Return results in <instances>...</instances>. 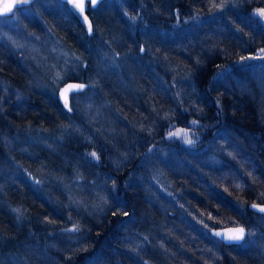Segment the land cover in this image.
<instances>
[{"label": "trees", "instance_id": "16d2710c", "mask_svg": "<svg viewBox=\"0 0 264 264\" xmlns=\"http://www.w3.org/2000/svg\"><path fill=\"white\" fill-rule=\"evenodd\" d=\"M107 1L111 0H104L101 4H115L116 7L124 8V17H133L134 28L138 27L131 35L134 42L136 40L133 45L125 50H114L121 52L120 58H129L130 65L134 66L131 72L136 69V73L145 77L147 83L144 85L145 94L142 98L147 100L143 103L148 105L142 109L147 112L151 102L157 103L160 108V111L152 112L154 118L149 128L154 127V130L149 132L146 128V132H137L140 137L139 144L130 145L124 148L123 152H117L118 159L126 158L125 165L122 166L124 171L119 169L117 174L112 167L106 163L103 165L100 160L103 170L110 171L109 176L117 181V186L126 183L125 193L112 197L107 210H102L105 215L99 221L79 215L83 213L76 212L72 204L67 202L63 188L59 185H48L50 176L47 163L52 162L53 158L61 160L63 150L71 149L76 150L80 158L70 160L74 165L90 167L89 148H86V152L80 150L75 140L67 137L66 131L60 136L59 129H51L47 124L49 117L57 120L64 114H71L72 108H67L65 112L59 98L65 83L73 79L83 83L88 79L89 84L94 85L96 80L94 77L89 78L90 76L81 79L75 73L67 72L70 77L66 76L56 87L50 85V93L54 94L51 97L45 96L48 90L42 92L44 96L29 93V99L23 105V112L12 107L14 101L2 100L3 93L7 92L9 96L10 86L22 89V95L28 92L23 91L22 87L9 84V70L24 74L18 66V61L8 54L9 49L7 57V48L0 43V167L3 168L5 160L8 161L6 177L0 181L4 192L0 191V262L264 264V214L252 207L253 204L264 205V108L259 96L263 89L262 79L264 81L261 75V71L264 72V53L261 51L264 49V28L252 16L255 9L264 8V0H215L216 4L225 3L223 9L214 7L213 0ZM61 3L66 4L63 1ZM101 4L97 6L100 7L95 16L92 13L95 7H90L89 10L95 24L102 21L105 23V20L101 21L100 18L106 12L112 11L109 6L101 7ZM67 10L70 12L75 35L78 37L83 34V43L89 45L95 35H89L72 10ZM128 11H131L132 15H127ZM100 14L102 16H97ZM117 16L121 18L119 14ZM122 22L123 20H120L118 24ZM105 25L107 28L111 26L107 22ZM154 28L159 29L162 38L169 44L167 48L161 47L158 42H148V39L144 38V32ZM109 36L110 34L105 37ZM101 40H104V37ZM140 42L146 49L143 54L137 53ZM81 48L84 49L85 46H81L80 51ZM21 51L17 54L22 55ZM157 52L162 53L161 58H155ZM160 60H164L163 63ZM121 72L125 82L133 86L136 93L137 85L133 74L128 71ZM72 94L73 92L70 94L71 100ZM112 94L116 95V91L113 90ZM99 95L97 97L102 100H110L109 95V98L104 97L102 91ZM9 99H12V96ZM58 101L60 111L54 113L52 107H56ZM131 104L135 107V101ZM37 107L44 108V111H38L36 114ZM117 108L121 111L120 107ZM33 111L35 115L29 117V113ZM5 116L8 117L6 122ZM11 120L17 123L19 128L12 129ZM123 120L128 124L132 119L128 117ZM193 121L196 123H192ZM57 125L61 129L62 124ZM36 127H41V131L35 130ZM86 128L90 133L94 132L93 128ZM181 131L185 134L184 140L177 139L175 135L170 136V133ZM42 133H46L51 139L59 137V142L62 141L63 145L56 146L58 155L46 149L41 151L35 145L29 148L31 152H35L32 160L26 157L25 152H22L21 156L19 152L14 153V157L8 154L14 148L10 144L14 136L21 134L33 138L40 134L42 136ZM5 136L10 138L8 143L11 147L7 146ZM97 137L100 136L94 134L95 141L99 142ZM189 139L193 141V147L187 143ZM52 143L56 144L54 141ZM99 144L102 147L104 143L100 141ZM175 148L189 150L196 156L210 155L215 173L219 177L214 180L204 177L202 172L201 175L196 173V185L186 177L182 187L171 190V195L163 197L168 200L163 204L179 205L174 207L175 213L170 215L167 211L160 219L162 222L155 221L157 224L149 228L147 218L137 212V200H133L137 195L142 201L144 195L150 198L153 196L140 189L136 176L140 173L150 174L149 168L144 167V162L149 164L150 160L158 158L162 151H172ZM110 151L113 153V149ZM25 167L32 168L33 174L43 173L42 177L38 174L39 179L41 177L45 182L41 188H38V183L37 186L31 187L23 177ZM13 169L16 172H13ZM13 177H16V184L11 183ZM77 178L83 180L82 177ZM135 182L136 184H133ZM107 189L110 190V185H107ZM29 191H37L42 200L41 206L47 209L41 213L34 210L29 200L34 203L36 198L30 199ZM145 205L144 203L142 208ZM180 205H184V208ZM186 207L191 213L187 210L185 216L190 218L197 213L192 221L199 218V224L189 223L186 221L187 217L180 219L184 214H181V211H186ZM130 209H133L139 218L142 217L140 219L143 223L128 225L133 218L127 217V221L122 212L129 213ZM19 210L22 212L19 213ZM206 223L208 226L204 227ZM230 225L245 227L246 236L241 243L227 244L219 240L212 231ZM73 228L77 231H71ZM136 236L142 238L139 248L129 244V239L133 240ZM249 243L254 244L252 252Z\"/></svg>", "mask_w": 264, "mask_h": 264}, {"label": "rangeland", "instance_id": "374dc122", "mask_svg": "<svg viewBox=\"0 0 264 264\" xmlns=\"http://www.w3.org/2000/svg\"><path fill=\"white\" fill-rule=\"evenodd\" d=\"M112 1L116 0L107 2ZM63 4L57 0H36L32 4L25 6L24 11H20L19 9L16 10L11 19L6 17L0 22V43L4 45V48H7L6 51L4 50L7 57L11 55L15 58V61H18V66H20L24 74L22 75L16 71L9 70L7 80L9 84L15 87H22L24 88L23 91L26 90V92H28V94L22 95V89L10 86L11 88L8 87L10 88L9 96L7 92L3 93L4 98H2V100L14 101L12 107H15L18 110H23L24 112L25 108H23V105L27 103L29 93L32 92L36 95L44 96L42 92H47V86L52 85L56 87L58 82L60 83L61 80L65 78L62 76L64 72L75 73L76 76L81 79H83L84 76H90L89 78L94 77L96 80L94 85L89 84L88 79H85L82 84H88L86 88L90 87V90L87 91L84 87L82 90H76L73 92L72 100L70 102V107L72 108L71 114H64L62 118L57 119L58 122L54 118L49 117L50 123L48 122L47 124L51 129H59L60 136L63 131H66L67 137H70L69 139L72 141L75 140L79 149L81 148L80 150L86 152V148L88 147V152L90 153L88 160H91V166L89 167L87 165L86 167H79L77 164L74 165L70 160H75L76 157L79 158V154L76 150L64 149L61 160L53 158V163H47V170L50 176V183H48L49 186L59 185V187L63 188L66 192L67 202L72 204L76 212L83 213L79 215L87 216V219L91 217L99 221V219L105 215V212H102V210H107L112 197H119L120 193H125L124 189H126V186H124L126 183L117 186V181L109 176L110 171L105 172L103 170V165L106 163L107 166L109 165L112 167L117 174L120 172L119 169L124 171L122 166L125 165L124 162L126 161V158L122 157L118 159V153L123 152L124 148H127L130 145L136 146L139 144L140 137L137 136L139 135L137 132H146V128L149 132L150 130H154V127L153 129L152 127L149 128V126L152 125L151 122L154 118L152 112H158L160 111V108L157 103L151 104V102L147 112L145 109H142L148 105L143 103V101L146 102L147 100L145 101L142 98L145 94L144 85L147 83L145 82V77L136 73V69L133 71L134 73L131 72V69H133L134 66L130 65L129 58L127 56L120 58L121 52L118 51V53L115 51L119 48L125 50L136 42V40L134 42V38L131 36L133 33L130 29L124 28L123 31H121L120 28L117 27L118 23H120L117 16L118 13L112 10L109 13L106 12L105 15L100 18L101 21L104 19L105 23L107 22L108 25H111L109 28L110 32L106 33V35L110 34V36L108 38L105 37V35L104 40L106 43L110 42L112 44V47L115 49H113L114 52L112 53L108 49L109 47L106 43H104L105 41L101 39L98 41L96 36L92 37L89 47L82 41L85 39L83 34H81V36L78 35V37L76 36L71 26L70 12L66 9L68 7L66 4ZM103 6L110 5H102L101 7ZM126 6L128 7L129 4ZM99 7H95L92 10L94 16L98 13L96 10H98ZM118 10L123 14L124 8H118ZM103 13L104 12H102V14ZM102 14L97 16L100 17ZM129 14L132 15L131 11H128L127 15ZM124 18L134 22L133 17L127 16ZM137 29L138 27H135V31ZM143 36L145 39H148V42L150 40L151 42H158L163 48H167L169 45L164 41V38H162L158 28L144 32ZM97 45L99 46L97 47ZM81 46H85V48H81L80 51L79 49ZM8 49L12 54L8 52ZM13 51H15L14 55ZM20 51L22 52V55H18ZM137 51L138 54H143L146 51L142 42L138 44ZM158 57L161 58L162 53L157 52L155 58ZM166 60L169 62L168 59ZM160 61L163 63L164 60ZM121 71H128L133 74V80L137 85V94L133 89L134 87L125 82ZM87 72L90 73V75ZM261 75L264 78L263 71H261ZM79 81L81 82V80ZM262 87L263 89L260 91L261 93H259V96L264 108L263 79ZM64 90L65 89L60 93V96H63V99H65V95L62 94L64 93ZM113 90L116 91V95L112 94ZM100 91L103 92L104 97H108L109 95L110 100L100 99ZM71 93L72 91H68L66 93V98ZM96 94L99 95V97H97ZM51 95L54 94L49 91L45 96L51 97ZM11 96L12 99H9ZM132 101H135V107L131 104ZM117 106L121 108V111ZM52 108H54L52 110L54 113L60 111V108L58 107ZM63 110L67 112L65 107ZM63 110L62 112H64ZM35 111H37L36 114H38V111H44V108L37 107ZM34 113V111L30 112L29 117L35 115ZM128 117L132 120L127 124L123 119ZM4 118L6 122L8 117L5 116ZM54 121L58 124H62L61 129ZM87 126L93 128L94 132L90 133L86 128ZM11 127L15 130L19 128L17 123L13 122V120H11ZM40 128L41 127H36L35 130L41 131ZM21 134L18 137L14 136L16 138L13 137L11 140L10 144L14 148L13 150L11 149L12 151L8 154L12 157H14V153L16 154L19 152V155L21 156L23 154L22 152H25L26 157L32 160L35 157V152H31L29 148L34 147V145L41 151L46 149L52 154L54 153L58 155L59 152L56 150V146L63 145L62 141L59 142V137H53V139H51V137L46 136V133H42V136L41 134L39 136H34L33 138L28 135L22 136ZM94 134H98L101 137H97L100 139L98 140L99 142L95 141ZM183 136H185L184 132L177 139L184 140L185 138H183ZM5 138L7 140V146L9 147L10 144L8 141H10V138L7 136H5ZM53 141L56 144H53ZM100 141L104 143L102 145L103 148L100 144L98 145ZM183 146L186 147L184 144ZM193 146L194 145L191 144V147ZM111 149H113V153H111ZM92 153H95L98 158L93 157L91 155ZM100 160L103 161V165ZM7 163L8 161L5 160L3 168L0 167V181L4 180L6 177ZM55 163H58V165H55ZM144 167L149 168L150 174L145 173V175H141L140 173L141 177L140 175H137L136 177L138 179H136V182L139 184L138 186L141 190H145L146 194H152L153 198L144 195L143 200L146 201L144 202L137 195L133 201L135 202V200H137V204L135 203L137 206V212H139L142 217L145 216L147 218L150 225L149 228L153 227L154 224H157L155 221L162 219L164 213L167 214V211L170 215L175 213L174 207H178L179 205L169 206V203L163 204L164 202H168V200L163 197L164 195H171V190L182 187L181 185L186 177H189L194 185L197 183L196 173L201 175L202 172L204 177H209L214 180L219 177L218 174L216 175L215 173L216 169L214 168L210 155L205 154V156L202 157L196 156L189 150H179L178 148L172 149V151H162V154L160 153L158 158H152L149 164L144 162ZM19 169L21 170L20 167ZM25 169L26 171L22 174L28 183L31 184V187L39 184L38 188H41L43 183L45 184L41 178L43 173L38 172L41 176L39 179V175L36 172V174L32 173V168L29 169L28 167H25ZM13 172H16L15 169H13ZM18 173L21 174L20 171ZM77 177H82L83 180L80 181ZM136 182L133 184H136ZM11 183L16 184V177H13ZM107 185H110V190L107 189ZM18 189L19 187H17V190ZM0 191L3 192L1 183ZM29 195L30 199L36 198L34 203L29 200L33 204V207L35 208L34 210L40 211L41 213V211L47 209L46 207L43 208V206H41L42 200L39 198L40 195L37 191H29ZM66 196L64 197L66 198ZM189 197L191 196L189 195ZM22 201L25 202L24 199H22ZM144 203L146 205L142 208ZM19 205L20 204H18V206ZM180 206L184 208V205ZM261 207H264V205ZM185 209L186 211L184 209V211H181V214L183 212L184 214H182L180 219L187 217L185 214L189 208L186 207ZM21 212L22 211L19 210V213ZM119 213H121V211H119ZM122 213L126 216L125 218H133L132 221L129 222V226L132 224H141V222L143 223L142 219H140L142 217L139 218L138 215L133 212V209H130L129 213H125V211ZM188 213H191L190 210H188ZM260 213L264 214V212ZM193 215V217H187L186 221L189 223H198V221H200L198 220V217L197 220L192 221V218H195L197 213H194ZM160 222H162V220H160ZM203 226L206 227L208 225L206 223V225ZM136 231H138V229H136ZM141 239L142 238L136 236L133 240L129 239V244L132 246L135 245V248H139L142 244ZM253 245L254 244L249 243V249L252 247L250 249L251 252L254 247ZM25 249L26 248H24V250Z\"/></svg>", "mask_w": 264, "mask_h": 264}, {"label": "snow or ice", "instance_id": "6c2138e0", "mask_svg": "<svg viewBox=\"0 0 264 264\" xmlns=\"http://www.w3.org/2000/svg\"><path fill=\"white\" fill-rule=\"evenodd\" d=\"M65 3L72 5V11L78 12L79 14L84 13V0H64ZM32 3V0H0V22L3 21L4 17L11 19L9 14L13 13L14 9H19L20 11H24V6ZM88 3L91 5L95 4V0H88ZM213 6L219 9H223L225 7V3L216 4L215 0H213ZM253 18L260 24L262 28H264V8H257L252 13ZM84 20H87V17L84 16ZM89 31H91V24L89 23ZM264 52V49L261 50ZM85 85H68V87L64 90L63 95H65V104H67L66 93L71 90H82ZM192 123H196L193 121ZM181 132L170 133V136L175 135L180 137ZM187 143H193L192 140H187ZM93 157H96L95 153L91 154ZM98 158V157H96ZM253 208H257L260 212H264V207H260L256 204L252 205ZM71 231H77L76 228L71 229ZM215 236L220 237L223 242H227L228 244H239V242L243 241L246 236V230L242 226H238L235 228H230L223 232H215ZM2 264V262H0Z\"/></svg>", "mask_w": 264, "mask_h": 264}, {"label": "bare ground", "instance_id": "6f19581e", "mask_svg": "<svg viewBox=\"0 0 264 264\" xmlns=\"http://www.w3.org/2000/svg\"><path fill=\"white\" fill-rule=\"evenodd\" d=\"M57 1L62 2L63 0H57ZM114 5H115V4H112V5H110L108 8H110L111 10L116 11V12L119 14V16L121 17V18H118L119 21L123 19V22H122L121 24H118L117 27L120 28L121 31H123L124 28H125V29H130L131 32L133 33L134 30H135V28H134V23H133L131 20L124 18V17H123V14L118 10L119 7H116V6H114ZM65 8H66V7H65ZM66 9H67V8H66ZM76 18H77V17H76ZM90 19H91V17H90ZM77 20H78V18H77ZM78 21H79V23H81L83 29H84L89 35H91V34L93 33V34L96 36V39H98V40L102 39V38L106 35V33H109V32H110V29H109L110 26L107 28L106 25H105V23H104L103 21H102V22H99L98 24H95V23H93V19H92L91 33H89L88 30L85 29V27L83 26L81 20H78ZM103 42H104V41H103ZM104 43H106V41H105ZM82 45H83V43H82ZM106 45H107L111 50L114 49V48L112 47V44H111L110 42H107ZM88 47H89V45H88ZM95 59H96V57H95ZM62 76L66 77V76H69V75H68V73H67V71H66V72H64V73L62 74ZM69 77H70V76H69ZM72 83H78V84H72ZM79 84L82 85L83 83L73 79L72 81H69V82L65 83V86L62 87V88H63V89H66V88L68 87V85H79ZM84 85H85V84H84ZM86 86H88V84L85 85V88H86ZM51 89H52L51 86H50V87L47 86V90H48V91H51ZM90 89H91L90 87H87V88H86L87 91L90 90ZM71 91L74 92V91H76V90L73 89V90H71Z\"/></svg>", "mask_w": 264, "mask_h": 264}, {"label": "water", "instance_id": "95a60500", "mask_svg": "<svg viewBox=\"0 0 264 264\" xmlns=\"http://www.w3.org/2000/svg\"><path fill=\"white\" fill-rule=\"evenodd\" d=\"M33 1H35V0H32V2ZM64 1V0H63ZM102 1H104V0H95V4L94 5H91V4H89L88 3V0H84V13L81 15V14H79L78 12H74V14H75V16L78 18V20H81V22H82V24H83V26L85 27V29L86 30H88V32L89 33H91V31H89V23L91 24V26H92V19H90V15H89V7L91 6V7H96V6H98L99 4H101V2ZM28 5V4H27ZM69 7H70V9H72V5L71 4H67ZM14 11H15V9L13 10V13H14ZM12 13V14H13ZM12 14H9V15H12ZM84 16H86L87 17V20L85 21L84 20ZM261 207V206H260ZM256 210H258L257 208H255ZM259 211V210H258ZM242 226V225H241ZM235 227H238V226H235V225H230V227H219L218 229H213L212 231H213V233H215V232H223V231H226V230H228V229H230V228H235ZM243 227V226H242ZM246 230V229H245ZM217 237V236H216ZM217 238H219V240H221V238L220 237H217ZM222 241V240H221ZM225 243H227V242H225ZM239 243H241V242H239ZM228 244V243H227Z\"/></svg>", "mask_w": 264, "mask_h": 264}, {"label": "flooded vegetation", "instance_id": "af4514ba", "mask_svg": "<svg viewBox=\"0 0 264 264\" xmlns=\"http://www.w3.org/2000/svg\"><path fill=\"white\" fill-rule=\"evenodd\" d=\"M68 96V94H67ZM62 97V98H61ZM61 99V102L63 103L64 107L67 109V108H70V102H71V99H70V95L66 98L67 99V104H65V99H63V96H60L59 97ZM60 107V101H58L56 103V107Z\"/></svg>", "mask_w": 264, "mask_h": 264}]
</instances>
